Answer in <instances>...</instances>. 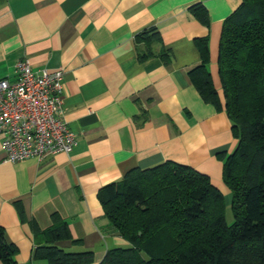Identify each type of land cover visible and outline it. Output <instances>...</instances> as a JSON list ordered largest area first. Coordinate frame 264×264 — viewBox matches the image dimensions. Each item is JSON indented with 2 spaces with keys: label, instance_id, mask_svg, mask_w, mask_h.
Listing matches in <instances>:
<instances>
[{
  "label": "crops",
  "instance_id": "obj_1",
  "mask_svg": "<svg viewBox=\"0 0 264 264\" xmlns=\"http://www.w3.org/2000/svg\"><path fill=\"white\" fill-rule=\"evenodd\" d=\"M239 4L0 0V80L15 82L22 61L34 72L61 69V118L78 140L70 155L3 163L0 138V227L17 250V264H46L33 259L46 240L33 233L30 222L45 230L53 214L80 241L57 246L68 253L92 252L91 264H99L108 250L129 247L105 218L98 195L133 169L185 165L229 197L216 155L236 146L231 123L223 111L202 102L188 73L201 63L195 41L207 39V67L223 104L218 45L224 21ZM195 5L206 10L207 26L191 14ZM150 28L160 41L145 45L140 34ZM148 51L152 57L140 61ZM167 53L169 63L163 61Z\"/></svg>",
  "mask_w": 264,
  "mask_h": 264
},
{
  "label": "trees",
  "instance_id": "obj_2",
  "mask_svg": "<svg viewBox=\"0 0 264 264\" xmlns=\"http://www.w3.org/2000/svg\"><path fill=\"white\" fill-rule=\"evenodd\" d=\"M190 11L201 25L209 24L204 7L195 5ZM140 38L145 45L160 41L155 28ZM195 45L201 63L189 71V79L203 103L226 114L236 140L230 154L216 155L223 163L232 222L226 223L225 198L206 175L173 162L133 169L98 195L111 228L129 244L108 250L99 264H264V0H240L223 23L216 62L223 104L207 67V39ZM149 57L150 51L139 60ZM16 210L25 221L20 204ZM30 226L46 240L35 248L34 260L94 262L90 251L68 253L57 246L65 241L80 244L71 239L59 215H51L45 230L33 221ZM16 252L0 227V262L17 264Z\"/></svg>",
  "mask_w": 264,
  "mask_h": 264
},
{
  "label": "built area",
  "instance_id": "obj_3",
  "mask_svg": "<svg viewBox=\"0 0 264 264\" xmlns=\"http://www.w3.org/2000/svg\"><path fill=\"white\" fill-rule=\"evenodd\" d=\"M61 69L34 72L27 61L16 66V81L0 80V138L3 163L70 155L76 135L61 118Z\"/></svg>",
  "mask_w": 264,
  "mask_h": 264
},
{
  "label": "rangeland",
  "instance_id": "obj_4",
  "mask_svg": "<svg viewBox=\"0 0 264 264\" xmlns=\"http://www.w3.org/2000/svg\"><path fill=\"white\" fill-rule=\"evenodd\" d=\"M225 201L227 203V209H226V212H225L226 223L227 224H231V222H232V216H231L230 209H229L230 197H226L225 198Z\"/></svg>",
  "mask_w": 264,
  "mask_h": 264
}]
</instances>
